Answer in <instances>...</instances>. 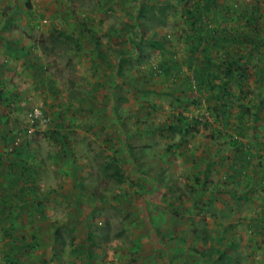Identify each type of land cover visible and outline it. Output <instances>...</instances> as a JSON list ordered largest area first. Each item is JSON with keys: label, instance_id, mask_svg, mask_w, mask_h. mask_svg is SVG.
Returning a JSON list of instances; mask_svg holds the SVG:
<instances>
[{"label": "rangeland", "instance_id": "374dc122", "mask_svg": "<svg viewBox=\"0 0 264 264\" xmlns=\"http://www.w3.org/2000/svg\"><path fill=\"white\" fill-rule=\"evenodd\" d=\"M193 1L0 0V264H264V175L234 168L264 160V0L205 9L249 71L227 107Z\"/></svg>", "mask_w": 264, "mask_h": 264}, {"label": "trees", "instance_id": "16d2710c", "mask_svg": "<svg viewBox=\"0 0 264 264\" xmlns=\"http://www.w3.org/2000/svg\"><path fill=\"white\" fill-rule=\"evenodd\" d=\"M213 2L214 0H204V2L201 3L200 1L196 0L197 4L195 8L187 9L188 15L191 18V21L193 23L191 25L194 26L193 27L194 32L192 34V38L197 39V42H198L192 48V58L191 59L198 60L196 57H194L198 55L197 54L198 51H200L201 54L203 55V57H201L200 60H202L205 64L203 63L202 65L194 69V77L198 81L199 85H204V84L208 85L209 79H206V76L208 77L210 75V72L212 71L211 70L212 66H214V68H217L219 71H222L224 73L225 79L222 80L223 82L214 84L212 81H210V83L213 88L218 87L217 92L213 94L215 96L217 95L215 99L221 101V104L223 107H227L229 100L228 99L225 100V98L224 100L221 99V94H223L221 89L226 88L227 83L231 79H234L235 84L239 86V89L242 91L244 84H245L244 82L249 77V71L245 67H242L241 65H239L238 61L231 56L230 50L228 49V47L226 48L224 55H222L223 58L219 61H214L207 53L209 47H213V46L218 47V46L224 45V42L230 41V38H228L227 36L219 35V33L217 34L214 28L208 29L206 27V22L204 20L205 9H208V7L211 6ZM144 14H146L145 9H144ZM259 15H260L259 11H255V13H248L247 17L244 16V19L246 21L245 26H250L252 21L255 23V25H258V23L256 24V22L258 21L257 18ZM258 29H259L258 26L254 27V30H258ZM224 31L228 32L226 30ZM203 40H205L207 44L209 45L201 47V43L203 42ZM243 41L244 43H247V44L249 42H252L249 40V36L246 35V33L243 34V38L241 39V42ZM258 44H261V43H257V45L255 46L259 47ZM214 78L220 79V76L218 74H213V79ZM224 111H225V108H221V112H224ZM179 117H180L179 118L180 120H183L184 122L186 121L187 123H189V120L191 119L190 117L194 118L197 123L200 122L199 121L200 118H198L197 116L193 117L191 115H187V114L183 115L182 113H180Z\"/></svg>", "mask_w": 264, "mask_h": 264}, {"label": "crops", "instance_id": "0c3cea01", "mask_svg": "<svg viewBox=\"0 0 264 264\" xmlns=\"http://www.w3.org/2000/svg\"><path fill=\"white\" fill-rule=\"evenodd\" d=\"M198 1H200L201 3H203L204 2V0H198ZM123 2L125 3V0H123ZM218 2V1H217ZM206 3V2H205ZM196 0H194L193 1V5H192V7H190V9L191 8H195V6H196ZM124 5V4H123ZM188 9V8H187ZM145 16H147V14H145ZM193 33V32H192ZM192 38V37H191ZM194 39V38H193ZM191 41V43H193V41L195 42V44H197L198 42H197V39H194V40H190ZM207 45H209V44H207V42L205 41V40H203V42L201 43V47L202 46H207ZM228 45H229V41H228ZM201 62H203V61H201ZM204 63V62H203ZM205 64V63H204ZM171 66V63H169L168 64V67H170ZM191 77H193V78H195L194 77V72H193V74L191 75ZM207 77V76H206ZM184 78V77H183ZM186 79H187V77H185ZM185 78H184V80H185ZM196 79V78H195ZM198 96V94L196 93V94H194V97H197ZM215 96V95H214ZM215 97H217V95L215 96ZM177 98V97H176ZM195 99V98H194ZM196 100V99H195ZM195 100H193V101H195ZM179 101V100H178ZM198 102V101H197ZM128 110L130 111V109L128 108ZM132 113V111L130 112V114ZM130 128V127H129ZM186 140H182V141H180V143H183V142H185ZM258 145H261V143H260V141L257 143ZM177 145H179V143H177ZM254 148V147H253ZM253 148L252 149H248V151H250V153H248L247 154V152L245 151V152H241L239 155L238 154H236V156L238 157V159H236V162H237V165H235L234 166V168H236V171H237V173H239V174H248V175H251V176H258V174H263L264 175V160H261V161H258L257 163H253V161L252 160H250L249 161V159H252L253 157H254V154H255V151L253 150ZM174 149H175V147H174ZM177 151H179L178 150V148H177ZM260 155H262L263 157H264V149L262 148L261 150H260ZM264 159V158H263ZM206 166H207V164H206ZM205 169V168H204ZM210 183H211V181H209ZM254 189L256 188V187H253ZM261 214L262 213H260V211H259V213H257V214H255L253 217H252V224H256V220H258L257 219V217L260 219V218H262L261 217Z\"/></svg>", "mask_w": 264, "mask_h": 264}]
</instances>
